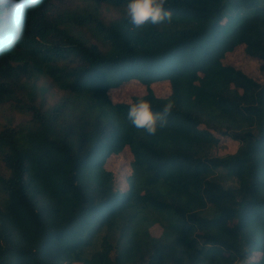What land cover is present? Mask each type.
Instances as JSON below:
<instances>
[{
    "label": "trees",
    "instance_id": "trees-1",
    "mask_svg": "<svg viewBox=\"0 0 264 264\" xmlns=\"http://www.w3.org/2000/svg\"><path fill=\"white\" fill-rule=\"evenodd\" d=\"M124 3L0 0V264H264V80L223 63L241 46L264 75V0H167L136 31ZM130 79L145 94L113 103ZM141 99L174 104L155 136Z\"/></svg>",
    "mask_w": 264,
    "mask_h": 264
},
{
    "label": "rangeland",
    "instance_id": "rangeland-1",
    "mask_svg": "<svg viewBox=\"0 0 264 264\" xmlns=\"http://www.w3.org/2000/svg\"><path fill=\"white\" fill-rule=\"evenodd\" d=\"M223 63L241 70L243 73L253 78L257 82H262L264 80V75L259 69L260 62L247 56L243 51V47L241 46L237 47L232 53L227 54L223 60ZM116 89H120V91L115 94V97L112 101L113 103L128 102L131 97H140L145 94V87L134 79L124 82ZM151 89L154 95L158 98H164L170 94V87L168 83L164 81H157L153 83L151 85ZM237 147V142L229 138H221L219 140L215 154L217 156H226L234 153ZM131 159L132 157L129 150L125 149L118 155L109 156L104 164L106 169L115 172V187L119 191H124L127 189L128 163L131 161ZM161 233L162 227L159 224H154L149 228V234L152 237L158 238ZM259 258V252H255L251 256V259L254 260Z\"/></svg>",
    "mask_w": 264,
    "mask_h": 264
},
{
    "label": "clouds",
    "instance_id": "clouds-1",
    "mask_svg": "<svg viewBox=\"0 0 264 264\" xmlns=\"http://www.w3.org/2000/svg\"><path fill=\"white\" fill-rule=\"evenodd\" d=\"M166 4L167 0H125L122 16L134 31L143 30L147 26H160L172 20V13L166 10ZM104 8L105 4L100 10L103 11ZM119 91L120 89L114 88L109 92L111 101ZM173 107V102L169 101L161 111L154 113L150 102L141 99L129 105L127 119L136 130L155 136L160 128L166 126Z\"/></svg>",
    "mask_w": 264,
    "mask_h": 264
}]
</instances>
